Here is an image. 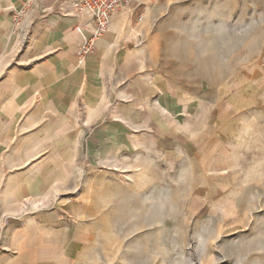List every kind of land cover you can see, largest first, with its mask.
<instances>
[{
    "label": "rangeland",
    "instance_id": "374dc122",
    "mask_svg": "<svg viewBox=\"0 0 264 264\" xmlns=\"http://www.w3.org/2000/svg\"><path fill=\"white\" fill-rule=\"evenodd\" d=\"M146 2L0 85V264H264V0Z\"/></svg>",
    "mask_w": 264,
    "mask_h": 264
},
{
    "label": "crops",
    "instance_id": "0c3cea01",
    "mask_svg": "<svg viewBox=\"0 0 264 264\" xmlns=\"http://www.w3.org/2000/svg\"><path fill=\"white\" fill-rule=\"evenodd\" d=\"M73 1L0 0V85L24 86L31 83L32 77L87 74L85 67L87 63L94 64L92 57L85 62L79 60V55L83 35H91L94 22L90 14L77 13ZM137 10L143 17L140 22H144L153 18L155 9L146 0H130L114 13L110 29L96 42V55L101 60L103 54L116 47L122 26L131 24L130 17ZM18 12H23L19 33L14 30Z\"/></svg>",
    "mask_w": 264,
    "mask_h": 264
},
{
    "label": "built area",
    "instance_id": "2783aa9c",
    "mask_svg": "<svg viewBox=\"0 0 264 264\" xmlns=\"http://www.w3.org/2000/svg\"><path fill=\"white\" fill-rule=\"evenodd\" d=\"M130 0H74L73 8L79 14H90L94 28L90 36L83 35V44L80 48L81 59L83 60L95 48L96 41L108 32L111 26L112 17L122 6L129 3ZM143 19L139 17V21ZM23 21V12H18L15 15V31H21V24ZM28 33H24V38Z\"/></svg>",
    "mask_w": 264,
    "mask_h": 264
}]
</instances>
